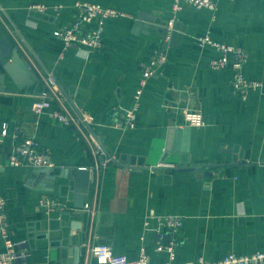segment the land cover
Here are the masks:
<instances>
[{
  "label": "crops",
  "instance_id": "obj_1",
  "mask_svg": "<svg viewBox=\"0 0 264 264\" xmlns=\"http://www.w3.org/2000/svg\"><path fill=\"white\" fill-rule=\"evenodd\" d=\"M75 1L0 0V40L8 38L37 75L21 88L2 76L0 62V125L8 122L11 132L17 127L20 136L34 137L51 150L54 163L47 170L9 165L0 152V194L10 238L28 251L24 264H96L94 243L135 259L142 236L150 263L162 264L169 254L157 253L155 232L144 230L152 212L183 216L174 264L264 250V0H217L216 10L187 4L167 43L163 33L173 15L172 0H88L126 15L107 18L101 49L63 50L52 32L73 21L68 6ZM37 2L66 7L56 16L41 14L30 8ZM205 34L243 47L248 53L243 72L261 87L245 99L234 94L233 71L211 67L217 49L197 43ZM160 47L167 60L146 82L136 126L118 127L115 108L134 105L140 63ZM47 69L64 89L66 107L92 115V130L33 110L43 88L40 72ZM185 109H199L205 124L188 125ZM97 138L115 159L99 170L93 169L104 157L95 151ZM191 163L205 166L176 170ZM77 167L90 170L82 208L75 207L74 179L66 176ZM44 196L60 202L53 212L41 206Z\"/></svg>",
  "mask_w": 264,
  "mask_h": 264
},
{
  "label": "built area",
  "instance_id": "obj_2",
  "mask_svg": "<svg viewBox=\"0 0 264 264\" xmlns=\"http://www.w3.org/2000/svg\"><path fill=\"white\" fill-rule=\"evenodd\" d=\"M193 5L196 9L208 8L217 9V0H172V18L163 33V41L169 42L172 38V30L176 29L174 20L185 5ZM66 7L62 3L46 4L42 2L33 3L30 8L36 13H53L56 16L61 9ZM73 15L70 24L58 25L52 34L62 41V48L66 50L70 47H77L87 51L99 50L103 47V34L105 22L109 17L126 15L124 11L115 7H106L99 3L88 0H77L68 6ZM21 39H23L21 37ZM197 43L201 46L211 45L218 51V56L210 61V65L216 69L229 67L233 71L231 80V90L242 99L247 98L251 90L260 88L262 83L259 80L248 78L243 72V66L248 61L247 51L241 47L213 39L209 34L198 35ZM167 60V50L163 47L152 50L150 56L141 61L142 77L139 87L134 93V105L130 108L116 107L115 113L120 115L121 120L117 122L118 127L131 129L136 126L137 113L140 99L144 91L147 80L160 72V69ZM44 83V89L37 95L32 104L36 113L46 112L57 122L65 125H86L92 123V115L82 111L79 115L77 111H71L66 107V97L58 85L55 74L52 70L40 72ZM52 99L57 103L53 107ZM184 119L188 125L201 126L205 124L203 113L199 109H185ZM8 122L0 125V152L4 151L6 163L14 166H34L53 167L51 150L42 147L34 137H22L18 128L12 129ZM11 135L12 142L7 143L8 136ZM96 140V139H95ZM5 147L7 149L5 150ZM96 153L103 154L101 162L93 169L99 170L106 167L112 160L108 157L102 145L96 141ZM163 165L173 166L172 163L163 162ZM41 206L47 213L54 211L60 202L53 197L44 196L40 199ZM150 219H155L157 224L151 225ZM183 225V216L180 214H158L149 213L145 219L144 230H153L157 237L155 251L157 253L167 252L169 258L162 264H174L176 245L178 244L177 234ZM0 234L4 241V250H0V264H24L27 256V249L20 247L21 243L10 238L6 213V200L0 194ZM144 236L141 237L139 256L135 259L128 258L125 254L115 253L111 245L106 243H94L90 252L96 260V264H151L150 254L144 243ZM23 246V245H22ZM184 264H264V250H258L246 254L228 253L221 259L210 261L203 256L195 260L187 261Z\"/></svg>",
  "mask_w": 264,
  "mask_h": 264
},
{
  "label": "water",
  "instance_id": "obj_3",
  "mask_svg": "<svg viewBox=\"0 0 264 264\" xmlns=\"http://www.w3.org/2000/svg\"><path fill=\"white\" fill-rule=\"evenodd\" d=\"M0 62L3 65V68L5 70V73H3L2 76L4 77L6 74L9 75L21 88L27 87V85L37 77L36 73L28 69L26 62L21 57L20 53L18 52L17 47L13 46L10 40L6 37L0 40ZM41 85L43 86L42 88L43 90L44 83L42 82ZM59 87L61 88L60 85ZM42 90L40 91V93L42 92ZM61 90L63 91L64 94H66L64 89H61ZM76 111L79 113V115H82L81 110L79 108H77ZM87 125L92 130L91 125L90 124H87ZM173 130L174 129L172 128L170 129V133L168 135L169 139L171 138V133ZM178 130L182 131L180 128ZM95 136L97 135L95 134ZM98 142L102 145L106 153L110 157H112L111 154L107 151L106 147L103 145L102 141L98 139ZM111 160L115 161V159L113 158ZM204 166L205 164L191 163L186 166L185 165L178 166L176 167V170L178 171L195 170V169H202ZM39 168H42V170L51 169V167H39ZM206 172H209V171H206ZM69 175L72 179H74V183H75L74 205L77 208H82L85 205L87 192L89 188L90 170L85 167H77L74 169H68L66 176H69Z\"/></svg>",
  "mask_w": 264,
  "mask_h": 264
}]
</instances>
